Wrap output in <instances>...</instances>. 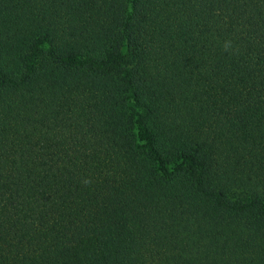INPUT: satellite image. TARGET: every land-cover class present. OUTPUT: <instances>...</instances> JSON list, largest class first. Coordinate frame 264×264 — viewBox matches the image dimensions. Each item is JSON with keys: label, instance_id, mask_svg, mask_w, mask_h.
I'll list each match as a JSON object with an SVG mask.
<instances>
[{"label": "trees", "instance_id": "1", "mask_svg": "<svg viewBox=\"0 0 264 264\" xmlns=\"http://www.w3.org/2000/svg\"><path fill=\"white\" fill-rule=\"evenodd\" d=\"M0 264H264V0H0Z\"/></svg>", "mask_w": 264, "mask_h": 264}]
</instances>
